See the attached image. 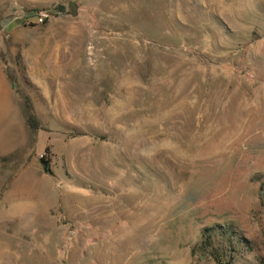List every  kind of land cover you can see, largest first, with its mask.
I'll list each match as a JSON object with an SVG mask.
<instances>
[{
	"label": "rangeland",
	"instance_id": "rangeland-1",
	"mask_svg": "<svg viewBox=\"0 0 264 264\" xmlns=\"http://www.w3.org/2000/svg\"><path fill=\"white\" fill-rule=\"evenodd\" d=\"M214 226L264 264V0H0V264H214Z\"/></svg>",
	"mask_w": 264,
	"mask_h": 264
},
{
	"label": "trees",
	"instance_id": "trees-1",
	"mask_svg": "<svg viewBox=\"0 0 264 264\" xmlns=\"http://www.w3.org/2000/svg\"><path fill=\"white\" fill-rule=\"evenodd\" d=\"M39 15L35 11H30L25 13L23 17L24 19H36ZM43 21H45V18L42 19ZM24 122L28 130H37L36 121L32 115H25ZM243 244L242 238L230 227L214 226L202 230L201 241L198 246L194 247L192 254L196 251L207 252L214 264H239L236 248L243 246Z\"/></svg>",
	"mask_w": 264,
	"mask_h": 264
},
{
	"label": "water",
	"instance_id": "water-1",
	"mask_svg": "<svg viewBox=\"0 0 264 264\" xmlns=\"http://www.w3.org/2000/svg\"><path fill=\"white\" fill-rule=\"evenodd\" d=\"M68 7H69V10H70V14L72 16H74L75 15V6H74V4L73 3H69Z\"/></svg>",
	"mask_w": 264,
	"mask_h": 264
},
{
	"label": "built area",
	"instance_id": "built-area-1",
	"mask_svg": "<svg viewBox=\"0 0 264 264\" xmlns=\"http://www.w3.org/2000/svg\"><path fill=\"white\" fill-rule=\"evenodd\" d=\"M44 18H45L44 16L39 15V16L36 18V22L40 24V23L42 22V19H44Z\"/></svg>",
	"mask_w": 264,
	"mask_h": 264
}]
</instances>
